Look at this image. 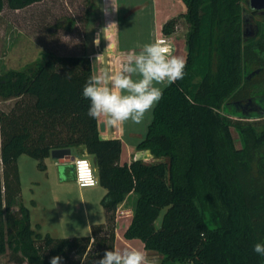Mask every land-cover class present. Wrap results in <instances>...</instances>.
I'll return each mask as SVG.
<instances>
[{
	"label": "trees",
	"instance_id": "1",
	"mask_svg": "<svg viewBox=\"0 0 264 264\" xmlns=\"http://www.w3.org/2000/svg\"><path fill=\"white\" fill-rule=\"evenodd\" d=\"M40 1L0 0V14L6 4L22 9ZM183 1L189 23L185 76L162 89L138 143L158 161L121 164L122 140L100 136L99 120L87 115L90 101L82 96L94 75L89 55L51 52L43 63L0 75V99H16L0 111V255L13 248L28 264H50L55 256L60 264H93L115 249L116 211L134 192L124 236L163 255L160 264H264L253 251L264 243V155L258 152L264 128L258 132L231 118L260 114L264 40L244 37L242 0ZM176 23L171 18L163 31L172 33ZM233 126L244 146L236 145ZM77 146L94 155L106 188V221L86 235L37 232L23 202L18 158L26 154L43 166L53 149Z\"/></svg>",
	"mask_w": 264,
	"mask_h": 264
},
{
	"label": "rangeland",
	"instance_id": "2",
	"mask_svg": "<svg viewBox=\"0 0 264 264\" xmlns=\"http://www.w3.org/2000/svg\"><path fill=\"white\" fill-rule=\"evenodd\" d=\"M175 4L177 23L172 33L163 31L164 24L159 28L154 26L151 29L149 39L146 44L153 43L157 36L164 33L171 39L173 53L178 45L176 55L186 57V34L189 29L184 14L187 10L183 0H172ZM112 2L116 9L115 24L120 28L119 33L124 36L128 29L138 30L139 27L147 28L149 24L147 17L141 18L142 25L138 22H129L133 19V15L154 14L158 5L163 6L164 2L159 0H42L31 4L22 9H12L5 5L0 14V75L10 69L26 70L40 63H43L49 53L60 55L67 54H87L96 64L97 74L108 71L114 72L118 70L120 61L127 55L126 53L114 54L109 52L107 46L113 39L112 27H108L111 23ZM166 2V1H165ZM172 3V2H171ZM247 16L250 17L254 24L258 26V33L254 36L255 40L262 38L264 40V13L252 11L248 4V0H242ZM183 8V9H182ZM132 16V17H131ZM132 25V26H131ZM131 26V28H130ZM108 27V28H107ZM141 29L136 32L139 38H142ZM101 34V35H100ZM172 36V37H171ZM101 37L103 44L95 45V39ZM174 37V38H173ZM174 40H173V39ZM252 38V37H251ZM108 42V43H107ZM178 43V44H177ZM123 43L120 45L122 47ZM104 46V47H103ZM144 45L135 48L139 52ZM123 49V48H122ZM106 63L102 64V60ZM166 83V82H165ZM164 85V84H161ZM159 87V86H158ZM16 99L3 100L0 99V111L9 110L14 105ZM260 108V113L264 112V98L256 99ZM232 122H240L244 126H251L258 132L264 128V115L254 113L251 117H239L231 115ZM123 132H129L128 126L121 125ZM115 130V129H114ZM118 133V132H117ZM232 133L237 146H244L245 140L240 135L236 127H232ZM250 138V137H249ZM1 142V133H0ZM250 142L252 139L250 138ZM259 157L264 155V146L259 148ZM83 153L79 149L78 155ZM23 159H27L28 163H23V170L27 174H33L39 170V160L29 155H23ZM166 160V158H164ZM94 162V160H92ZM49 197L55 205L61 208L58 235H65L78 229L79 233L87 232L86 215L89 219H94L99 210L103 208L100 198L92 189H84L80 191L77 185H66L63 188L56 189ZM32 194L28 187L25 188L24 198L27 206L31 203ZM28 206V207H29ZM85 208H87L85 212ZM126 209V205L117 208L116 211V233L117 227L119 231L125 228L127 222L120 215L119 211ZM103 210V209H102ZM103 220V216L100 218ZM162 214L159 215L156 226L160 227ZM206 221L209 225H213L210 216L206 215ZM124 234L120 235L118 247L125 246L123 239ZM140 240V239H139ZM132 247H142L134 245ZM145 248V247H144ZM146 249V248H145ZM147 250V249H146ZM147 257L153 264H160L163 258L158 252H148ZM0 264H28L26 259L20 252H15L13 248L0 255Z\"/></svg>",
	"mask_w": 264,
	"mask_h": 264
},
{
	"label": "crops",
	"instance_id": "3",
	"mask_svg": "<svg viewBox=\"0 0 264 264\" xmlns=\"http://www.w3.org/2000/svg\"><path fill=\"white\" fill-rule=\"evenodd\" d=\"M159 1L161 2L163 1L164 5L163 6L158 5L154 11L153 16L152 15L150 16L148 14L139 13L138 15L137 14L133 15V19L129 20V22L131 23L137 21L138 22L137 24L142 25L143 22L141 18L147 17L148 22H149V24L146 25L147 28L145 30H144V27L142 28L139 27L138 30L128 29L126 33L124 34V36H121V34H117V30L119 33L120 28L116 27V24H115V16H116L115 12L116 11L114 9L111 10L110 12L111 13V23L115 25L111 26L113 30V33H112L113 39L110 42V46L106 45V48L109 49L107 53L114 52V54H118V53L128 54L132 51H135L136 50L135 48L141 45H145L147 43L150 33H151V29L154 28V26H157V28H159L162 23H165L168 19H170L172 16H174L177 13L176 9L174 8L175 4H173L172 0H159ZM140 29H141L140 33L142 34L141 35L142 38H139L136 35V32L139 31ZM123 41H124V44L121 47L120 42L122 44ZM100 43L104 45L101 37H97L95 39V45L98 46ZM177 49H178V45L176 46V49L174 51L175 55H176ZM186 55H187V47H186ZM183 58L186 60V57H183ZM92 61H93V67H94V74H97L96 64L94 63L93 59ZM102 61H103L102 64L106 63L104 59ZM166 85L167 83H165L164 85H158V86L161 89H163ZM152 117H153V110L146 113L144 121L139 125L133 124L130 121L124 123V126H126L127 124L128 129H130L129 132H123L122 126L118 128L109 127L104 123L103 119L99 120V132L102 138L117 137L122 140L123 147H122V153H121V158H120L121 164L131 163L134 159H141L146 163H152V162L160 160V158H156L152 154L150 149L138 148V143L140 142L141 139L145 137L148 125L151 122ZM68 148L71 149L70 155L77 156L79 149H82L83 146L68 147ZM23 155H26V154H22L18 158V166H19L20 178H21V183H22V197H23L24 204L27 206L26 200L24 198V192H25V188L28 187L32 194V197H31L32 205L30 206L28 205L30 209V214H31V222H32L33 228L37 232H40L42 234L49 233L55 237H72L76 235L90 234L92 231V227L95 224L105 223L106 218H107V211L103 207L99 210L98 214H96L93 220L89 219V216L86 215L87 232L79 233L78 231H75V230H78L75 228L74 231H70L71 233H68L65 235H58L59 232L61 231L59 228V222L61 219L60 212L62 209L59 208V206L55 205L52 201H49L48 196H50L53 192H56L55 191L56 189L61 190V188H63L64 186L72 185L73 183L74 185H77L80 191L86 188H80L78 184L76 183L73 160L69 162L66 161V157H68L69 155L65 154L59 158H55V156H53L51 153L49 156L43 159V166L39 165V170H37V172H34L33 174H27L26 171L23 170V163L24 164L28 163L27 159L22 158ZM89 157L92 160H94V155L89 154ZM88 189L94 190V192L100 198V201L102 197L104 196V194L106 193V188L102 186L101 184L95 187H89ZM137 197L138 195L136 193L131 192L126 196L125 200L121 202L118 206L120 209V207H123L126 205V209L124 210L129 212V216H121V217L118 216V219L123 218L124 220H126L128 217L129 218L125 221L127 222L125 225V228L119 231L117 227L115 249L119 248L118 247L119 237L120 235H123L125 233L127 227L129 226L131 222ZM86 210L87 208H85V212ZM101 216H103V220L100 219ZM122 242H124L125 243L124 245L127 247L138 245L139 247H142L145 253L153 252L152 250H146L144 248L143 241L139 240L138 238H134V239L124 238Z\"/></svg>",
	"mask_w": 264,
	"mask_h": 264
},
{
	"label": "clouds",
	"instance_id": "4",
	"mask_svg": "<svg viewBox=\"0 0 264 264\" xmlns=\"http://www.w3.org/2000/svg\"><path fill=\"white\" fill-rule=\"evenodd\" d=\"M113 9H116L112 2ZM115 25L109 24L108 27ZM107 27V28H108ZM186 60L175 55L163 41L145 44L139 52L128 53L118 70L89 76L82 96L90 101L87 115L118 128L126 122L141 124L146 113L162 99L158 85L172 84L185 76ZM253 251L264 256V243H256ZM61 257L50 259L60 264ZM93 264H153L147 254L136 247L107 249Z\"/></svg>",
	"mask_w": 264,
	"mask_h": 264
},
{
	"label": "built area",
	"instance_id": "5",
	"mask_svg": "<svg viewBox=\"0 0 264 264\" xmlns=\"http://www.w3.org/2000/svg\"><path fill=\"white\" fill-rule=\"evenodd\" d=\"M156 41H163L166 45L171 46L172 50L174 48L171 39L164 33H162L161 36H157L155 42ZM73 164L75 170V180L80 188L95 187L100 184L97 168L86 151L81 155L75 156ZM119 214L127 215L129 212L122 210L121 212L119 211Z\"/></svg>",
	"mask_w": 264,
	"mask_h": 264
},
{
	"label": "water",
	"instance_id": "6",
	"mask_svg": "<svg viewBox=\"0 0 264 264\" xmlns=\"http://www.w3.org/2000/svg\"><path fill=\"white\" fill-rule=\"evenodd\" d=\"M248 4L252 11H262V13H264V0H248ZM258 31V26L252 22L250 17H248L244 23V37H254ZM260 115H264V112H261ZM51 153L53 156H55V158H59L65 154L69 155L66 157L67 162L72 161L75 158V156L70 155L71 149L68 147L53 149Z\"/></svg>",
	"mask_w": 264,
	"mask_h": 264
},
{
	"label": "flooded vegetation",
	"instance_id": "7",
	"mask_svg": "<svg viewBox=\"0 0 264 264\" xmlns=\"http://www.w3.org/2000/svg\"><path fill=\"white\" fill-rule=\"evenodd\" d=\"M256 12H262V11H256ZM251 19V18H250ZM252 20V19H251ZM253 22V21H252ZM257 107V106H256Z\"/></svg>",
	"mask_w": 264,
	"mask_h": 264
}]
</instances>
